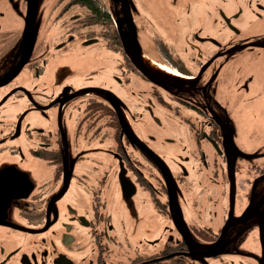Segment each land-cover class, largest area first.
Segmentation results:
<instances>
[{"label":"flooded vegetation","instance_id":"obj_1","mask_svg":"<svg viewBox=\"0 0 264 264\" xmlns=\"http://www.w3.org/2000/svg\"><path fill=\"white\" fill-rule=\"evenodd\" d=\"M67 60L82 71L62 82ZM262 108L264 0H0V264L222 261L210 246L255 155L237 128ZM117 195L169 233L116 252Z\"/></svg>","mask_w":264,"mask_h":264},{"label":"rangeland","instance_id":"obj_2","mask_svg":"<svg viewBox=\"0 0 264 264\" xmlns=\"http://www.w3.org/2000/svg\"><path fill=\"white\" fill-rule=\"evenodd\" d=\"M81 62L82 61L80 60H72L71 62L67 60L64 62L66 64V71L68 72L66 73V76H64V79H62V82H69L75 77V68L78 72L82 71ZM104 76L98 75L95 79L101 82L103 81L102 78H104ZM77 77L79 76L77 75ZM75 82L76 81H74V83ZM75 85L78 86L77 83H75ZM14 115V113L10 114L11 117ZM247 117V126L245 130L237 128V138L242 150L248 153L254 152L255 155L250 159H246L248 161L241 160L239 162L242 163L241 168H239L235 175L236 201L233 214L236 216H241L252 192L258 196L264 189V108L255 111L247 110ZM45 121L46 120H43V117L31 116L29 119H26L25 123H32V126L38 127ZM71 130V127L66 128V133L70 137H72ZM243 137L247 140L245 141ZM30 163V161L26 162L28 165ZM255 166H260L263 172L260 173L255 170ZM28 167V170H34L39 175H48L49 172L45 164L41 165L39 162H33L32 167ZM29 177L30 175L28 174V178ZM226 201L224 202V205L226 204L225 207L227 206L229 208V202L227 205ZM118 204L122 213L124 208L121 205L119 195H117L116 201L112 204L110 210L114 213V217L112 218L113 230L117 233L115 251L121 255L126 254L134 248H138L140 242L144 240L158 238L164 239L165 235L169 233L168 230H163V228L158 227L154 229L153 222L150 219L151 213L149 214L148 212L140 211V209L135 206L131 208L132 210H129L126 217H124V215L121 216L117 210ZM210 219L213 220L210 221ZM201 221L209 224V227H212L214 230H220L224 225L222 213L220 217L214 216L213 218L212 215L210 216V214H207V216L202 218ZM120 245L122 247L119 248ZM221 246L222 249L226 251L222 254V261L215 259L217 261L212 262V264H259L261 247L259 225L257 224V221L252 219L241 226L232 228Z\"/></svg>","mask_w":264,"mask_h":264},{"label":"water","instance_id":"obj_3","mask_svg":"<svg viewBox=\"0 0 264 264\" xmlns=\"http://www.w3.org/2000/svg\"><path fill=\"white\" fill-rule=\"evenodd\" d=\"M232 183H233L232 184V190H233L232 194L233 195H232V199H231V203H230V205H231V212L229 215L230 218H229V221L225 224V226H224L225 228L222 230L219 241L210 246V249H211V252L213 255L221 253L220 247H221L223 241L225 240V237L231 231V229L234 227H237V226H241L242 224L248 222V219L252 216L249 214L250 211L246 210L245 212H243L241 214V217H239L237 219H232V213L235 210V201H236L235 173H233ZM263 192H264V189L260 193L262 194ZM254 194L255 193H253L252 197L254 196ZM261 194H259V195H261ZM255 196H257V195L255 194ZM257 204L260 206H262L264 204V193L262 194V196L258 200ZM255 215L257 216V219H258L257 224L259 225V236H260V247H261V256H260L259 264H264V207L258 214H255Z\"/></svg>","mask_w":264,"mask_h":264}]
</instances>
